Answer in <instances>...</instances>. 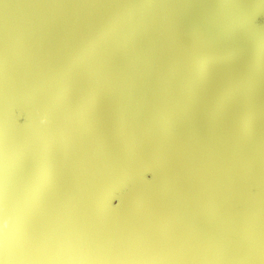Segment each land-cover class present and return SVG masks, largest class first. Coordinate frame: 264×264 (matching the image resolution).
Returning <instances> with one entry per match:
<instances>
[{"label": "water", "instance_id": "95a60500", "mask_svg": "<svg viewBox=\"0 0 264 264\" xmlns=\"http://www.w3.org/2000/svg\"><path fill=\"white\" fill-rule=\"evenodd\" d=\"M0 264H264V0H0Z\"/></svg>", "mask_w": 264, "mask_h": 264}]
</instances>
